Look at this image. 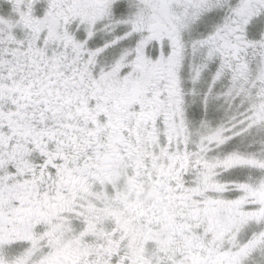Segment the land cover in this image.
<instances>
[{
    "label": "snow or ice",
    "instance_id": "1",
    "mask_svg": "<svg viewBox=\"0 0 264 264\" xmlns=\"http://www.w3.org/2000/svg\"><path fill=\"white\" fill-rule=\"evenodd\" d=\"M0 264H264V0H0Z\"/></svg>",
    "mask_w": 264,
    "mask_h": 264
}]
</instances>
